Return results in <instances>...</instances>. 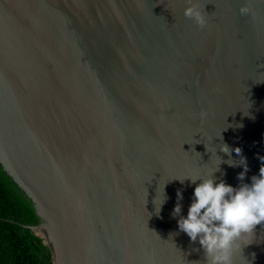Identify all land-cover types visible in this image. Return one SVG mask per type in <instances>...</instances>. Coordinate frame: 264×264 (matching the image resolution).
I'll return each mask as SVG.
<instances>
[{"label": "water", "instance_id": "obj_1", "mask_svg": "<svg viewBox=\"0 0 264 264\" xmlns=\"http://www.w3.org/2000/svg\"><path fill=\"white\" fill-rule=\"evenodd\" d=\"M192 2L202 26L189 0H0V165L53 264H207L172 216L194 185L174 178L215 170L221 144L248 172L221 162L215 179L258 175L264 0ZM249 242L234 264H264V225Z\"/></svg>", "mask_w": 264, "mask_h": 264}, {"label": "clouds", "instance_id": "obj_2", "mask_svg": "<svg viewBox=\"0 0 264 264\" xmlns=\"http://www.w3.org/2000/svg\"><path fill=\"white\" fill-rule=\"evenodd\" d=\"M189 5L184 15L202 26L204 19L198 7L192 0H189ZM246 11V8H241L242 14ZM220 151L229 157L227 161L219 158L220 163H227L231 167L242 166L243 170L237 174V179L244 181L248 165L241 148L230 149L227 144H221ZM233 152L240 157L238 162L231 159ZM257 159L261 162L258 175H253L249 183H241L236 187L214 178V173L220 170V163L215 170L204 175L188 174L183 178H174L181 185L185 181L194 185L186 215L183 214L181 203L183 190L176 191L172 216L178 218V231L186 234L191 242H198L207 264H234V252L251 244H241L244 237L253 234L257 225H264V156L257 154ZM165 184L162 189H157L153 199L157 216L168 199L164 191ZM252 256L255 258V253Z\"/></svg>", "mask_w": 264, "mask_h": 264}, {"label": "trees", "instance_id": "obj_3", "mask_svg": "<svg viewBox=\"0 0 264 264\" xmlns=\"http://www.w3.org/2000/svg\"><path fill=\"white\" fill-rule=\"evenodd\" d=\"M33 203L0 165V264H53Z\"/></svg>", "mask_w": 264, "mask_h": 264}]
</instances>
